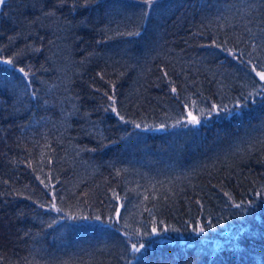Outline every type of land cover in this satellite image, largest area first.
<instances>
[{"label":"trees","instance_id":"obj_1","mask_svg":"<svg viewBox=\"0 0 264 264\" xmlns=\"http://www.w3.org/2000/svg\"><path fill=\"white\" fill-rule=\"evenodd\" d=\"M143 7H0V55L25 49L17 67L31 65L27 92L37 94H25L22 74L0 64V264H264V195H256L264 193V96L240 116L171 126L186 118L190 100L230 105L256 86L246 64L211 45L227 40L249 59L252 41L264 40V4L157 0L141 19ZM130 30L141 34L116 35ZM109 97L129 123L105 111ZM242 200L254 203L233 206ZM116 211L120 222L109 223ZM154 226L160 236L142 237L145 248L133 258L123 233Z\"/></svg>","mask_w":264,"mask_h":264},{"label":"snow or ice","instance_id":"obj_2","mask_svg":"<svg viewBox=\"0 0 264 264\" xmlns=\"http://www.w3.org/2000/svg\"><path fill=\"white\" fill-rule=\"evenodd\" d=\"M94 0H84V5L87 6L90 3H93ZM141 4L144 5V7L141 9L140 16L141 19H146L149 15L150 11L153 9V5L157 3V0H139ZM6 3V0H0V7H3ZM261 3L264 4V0H261ZM264 31V29H262ZM140 31L138 30H130V31H117L116 35L119 36H128V37H137L140 36ZM11 40L12 38L9 37ZM239 42V40H238ZM228 41L225 40L223 43H217L216 41L212 42L213 47L223 50L224 52H227L229 56H231L233 59L239 61L240 63L246 64V66L249 68V70L254 73V80L253 83L256 85L253 87L252 91L248 92L247 95H242L241 97H238L235 99V101L232 104H211L209 107H199L197 101L190 100L188 103L185 104V107H188V104H191V109L187 112V116L184 120H177L174 125H171L172 127L176 126H183L188 127L189 125L192 126V128H197L198 126H202V120L204 118H212L213 116L220 118V119H229L233 116H240L242 114V110L248 106L249 100H252L254 102L255 98L258 96H264V58L258 60L256 63L253 62V53H259L261 51H264V40H261L259 43H257L255 40L251 43V52H248L247 55L250 57L246 61L242 59V56L244 53L238 49V48H229L227 47ZM32 51H39V49H31ZM0 52H2V49H0ZM26 54L25 49H21L19 51H16L11 56H3L0 55V64H5L10 66L13 69H17L19 73L22 74V77L24 81H26L25 84V94H30L32 97H35L37 94L35 91H31L30 93L27 92L28 89L31 88V79L30 77L34 75L31 70V65H26L25 67H17V60ZM27 69V70H26ZM163 77L167 78L169 80V83L174 84V82L171 80V78L168 75L167 71H163ZM170 91L173 94L179 95L176 87H171ZM110 100H112V103L108 105V108L105 109V111H112L120 121L124 123H129L128 120L125 119V116L121 114L120 110L116 106V102L114 97H109ZM198 111L199 115H194L193 112ZM135 123V122H132ZM136 128H148V127H154V126H148V125H141V124H135ZM169 127V125L161 124L159 125L160 129H165ZM94 150V149H93ZM29 167H31V164H29ZM117 175H119V172H117ZM39 178V177H38ZM41 184L44 185L45 188H49L50 185L45 183L43 179L40 180ZM11 195V193H10ZM16 196H24L23 192H15ZM87 195V194H85ZM113 198L117 201L121 200V197L119 193L113 192ZM226 196L231 200L232 197L230 194L225 193ZM256 195L261 196L264 195V193H256ZM126 198V197H125ZM27 199L31 200L32 197L28 196ZM145 199H148V197H145ZM254 202L249 201H240L239 203H236L233 201V206L237 209H242L244 211H247V208H244V205H251ZM36 204L39 205L41 208H47L54 210L56 212H63L64 209L57 207L55 203H47L42 204L39 201H36ZM119 207H123V204L119 205ZM147 211H151L150 209H146ZM65 217H61V219H64ZM120 213L118 211L115 212L114 216H109L108 221L109 223H119L120 222ZM67 219L71 220H80V219H95V220H101L102 217L96 216V217H87V216H80V215H73L69 214L67 216ZM56 221H53L55 223ZM51 227V225H49ZM125 227L131 228V225H128L125 223ZM194 231L196 229H193ZM199 232H204L206 229L201 226L199 229ZM162 229L159 227H152L151 231L143 230V229H135L132 231H125L123 235L126 238V243L128 245L127 251L131 252L133 254V258H136L135 254L140 253L142 249L145 248V244L143 242L142 237L144 236H160ZM163 231H167V229H163ZM241 231H244L242 229ZM159 243L160 241H156ZM4 257L0 256V261H2Z\"/></svg>","mask_w":264,"mask_h":264},{"label":"bare ground","instance_id":"obj_3","mask_svg":"<svg viewBox=\"0 0 264 264\" xmlns=\"http://www.w3.org/2000/svg\"><path fill=\"white\" fill-rule=\"evenodd\" d=\"M197 234H199V233L197 232Z\"/></svg>","mask_w":264,"mask_h":264}]
</instances>
